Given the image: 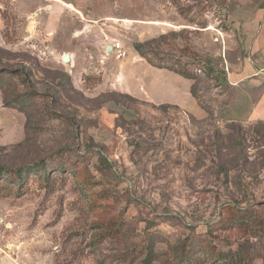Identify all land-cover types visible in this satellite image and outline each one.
<instances>
[{
    "label": "rangeland",
    "instance_id": "374dc122",
    "mask_svg": "<svg viewBox=\"0 0 264 264\" xmlns=\"http://www.w3.org/2000/svg\"><path fill=\"white\" fill-rule=\"evenodd\" d=\"M178 4L0 0V264H264V0Z\"/></svg>",
    "mask_w": 264,
    "mask_h": 264
},
{
    "label": "crops",
    "instance_id": "0c3cea01",
    "mask_svg": "<svg viewBox=\"0 0 264 264\" xmlns=\"http://www.w3.org/2000/svg\"><path fill=\"white\" fill-rule=\"evenodd\" d=\"M262 13H263L262 10H259L256 14L251 15L249 20H251V21H252V19H254V20L252 21V23H250V25H247L245 27V29L249 30V31H247V30L245 31V34H246L245 43L246 44L251 43L252 39H251L250 34L253 33V31L257 33V38H256L257 40H256L255 44H258V42L260 43L263 40V38H264V23H262L258 27L254 26L255 23L256 24L259 23V19L262 16ZM116 62H121V61H116ZM147 65L149 67L148 69H153V67L150 66L149 64H147V62L143 58H141L139 55H137L133 51V49H132V55L130 57L129 63H127L126 65H123V64L117 65L119 82H120V80H121V82H123V81L126 82L127 93H129V95H132V97H139V95H140V93L138 92L139 90H138L136 82L138 83V85H142L143 89L146 88V89L150 90V88H148V86L145 83L146 82L145 79L141 78V76L139 75L138 72H134L137 68H140V69L145 68V67H147ZM154 69H156V68H154ZM157 70L159 71L160 69H157ZM182 79H184V78H182ZM184 80H186V79H184ZM121 87H122V85H121ZM150 87H152V86H150ZM142 93H143L142 96L146 101H150L153 103H161V104L163 103V104H167V105H171V104L177 105L176 102H167V101H164V100L154 96L152 94V92H150V91L149 92L143 91Z\"/></svg>",
    "mask_w": 264,
    "mask_h": 264
},
{
    "label": "trees",
    "instance_id": "16d2710c",
    "mask_svg": "<svg viewBox=\"0 0 264 264\" xmlns=\"http://www.w3.org/2000/svg\"><path fill=\"white\" fill-rule=\"evenodd\" d=\"M173 5H176L177 8H178V12L180 15H182L183 18H187V13H185V11L179 6L178 2L179 0H169ZM189 21H191L189 19ZM164 36H160L158 39H151V40H148V41H145L143 43H135L133 45V51L139 55L141 58H143L147 64H149L150 66L152 67H155V68H159L161 69L160 67H156L155 65L152 64V62L150 61V59L148 58L150 54L153 53V50H154V46L155 44H157L161 39H163ZM170 71H173L175 74H177L178 76L184 78V79H191V76H189L188 74H185L184 72H180L178 70H171L169 69ZM190 93H191V96L195 99V100H198L196 95L194 94V92L192 91V89L190 90ZM40 165L43 167L44 164L43 162L40 163ZM15 175L17 178H21L22 176V172L21 170H15L14 171ZM190 251V255L188 254V251H184L180 254L179 256V262H182L183 260H185L186 258H191V255L194 253V252H191L192 250H189ZM227 257H223L221 259H226ZM150 262V256L147 254L144 256L143 258V261H142V264H148Z\"/></svg>",
    "mask_w": 264,
    "mask_h": 264
},
{
    "label": "built area",
    "instance_id": "2783aa9c",
    "mask_svg": "<svg viewBox=\"0 0 264 264\" xmlns=\"http://www.w3.org/2000/svg\"><path fill=\"white\" fill-rule=\"evenodd\" d=\"M103 44L105 55H112L116 61H122L127 57V51L123 48L120 41L103 35ZM107 46H110L109 51H107Z\"/></svg>",
    "mask_w": 264,
    "mask_h": 264
},
{
    "label": "water",
    "instance_id": "95a60500",
    "mask_svg": "<svg viewBox=\"0 0 264 264\" xmlns=\"http://www.w3.org/2000/svg\"><path fill=\"white\" fill-rule=\"evenodd\" d=\"M109 50H110V46H107V51H109ZM64 60H65V61H68V57L65 56V57H64Z\"/></svg>",
    "mask_w": 264,
    "mask_h": 264
}]
</instances>
